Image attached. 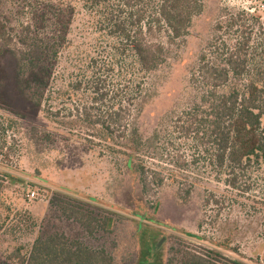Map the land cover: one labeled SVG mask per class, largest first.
<instances>
[{"label": "rangeland", "instance_id": "obj_1", "mask_svg": "<svg viewBox=\"0 0 264 264\" xmlns=\"http://www.w3.org/2000/svg\"><path fill=\"white\" fill-rule=\"evenodd\" d=\"M63 1L0 0L13 38L8 48L0 42V119L10 147L0 157V264H22L38 239L55 233L105 251L114 264H189L193 252L264 264V163L237 171L233 184L208 166L197 136L175 124L191 105V75L221 13L247 9L264 19V0H204L185 41L150 76L147 102L130 122L144 139L146 165L164 180L146 195L120 148L87 141L66 117L88 100L90 59L109 63L112 91L123 58L104 48L108 40L80 4L72 14ZM32 41L48 43L41 87L20 69L19 51ZM78 82L84 90L74 94ZM64 202L83 211V224L61 215Z\"/></svg>", "mask_w": 264, "mask_h": 264}, {"label": "trees", "instance_id": "obj_2", "mask_svg": "<svg viewBox=\"0 0 264 264\" xmlns=\"http://www.w3.org/2000/svg\"><path fill=\"white\" fill-rule=\"evenodd\" d=\"M75 13L81 9L95 34L107 39L105 49L123 58V67L108 90L105 79L109 63H88V100L71 118L72 129H81L86 140L110 149L117 147L127 157V166L137 178L142 195L161 187L164 180L155 176L144 159L145 142L131 129L133 113L147 102L148 81L168 62L175 46H181L195 17L204 9V0H64ZM213 27L191 75L194 97L191 105L176 117V125L189 137L196 135L207 149L208 166L231 176L264 163V19L247 9L225 8ZM27 36L28 33H27ZM0 42L4 48L13 38L0 21ZM21 49L20 69L36 78L41 87L48 43L26 42ZM55 44V42L53 43ZM0 46V54L4 49ZM58 57L57 49L53 58ZM81 82L70 85L71 92L84 90ZM60 93V91H59ZM41 94V92H40ZM67 93H60L65 96ZM59 98V97H58ZM57 98V99H58ZM69 101H72L70 96ZM50 112V111H48ZM59 113H57L58 115ZM10 151L6 130L0 119V157ZM146 150V149H145ZM146 156V157H145ZM177 174L170 177L174 180ZM61 215L81 224L85 215L68 202L59 205ZM141 227V224L139 228ZM151 249H148L150 255ZM189 253V264H242L229 258ZM142 260L141 264H147ZM22 264H114L105 251H96L55 233L38 239ZM154 264V263H153Z\"/></svg>", "mask_w": 264, "mask_h": 264}, {"label": "built area", "instance_id": "obj_3", "mask_svg": "<svg viewBox=\"0 0 264 264\" xmlns=\"http://www.w3.org/2000/svg\"><path fill=\"white\" fill-rule=\"evenodd\" d=\"M31 196H34V193H32V195Z\"/></svg>", "mask_w": 264, "mask_h": 264}]
</instances>
